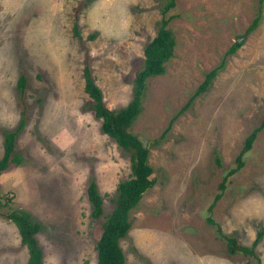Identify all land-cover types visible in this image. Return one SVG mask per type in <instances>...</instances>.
I'll return each mask as SVG.
<instances>
[{"label": "rangeland", "instance_id": "obj_1", "mask_svg": "<svg viewBox=\"0 0 264 264\" xmlns=\"http://www.w3.org/2000/svg\"><path fill=\"white\" fill-rule=\"evenodd\" d=\"M174 2L165 15L173 57L164 74L147 79L142 111L129 129L145 140L155 183L129 214L119 241L125 264H264V129L208 211L264 116V0ZM161 4L0 0V157L3 131L25 120L15 147L22 163L0 175V264L27 261L15 225L5 219L12 211L27 212L40 225L44 264L96 263L100 225L118 184L131 176V154L102 133L83 90V68L89 66L109 110L125 107ZM235 43L240 46L228 54ZM218 66L207 91L186 107ZM91 183L103 203L97 220L87 198ZM208 216L239 245L251 247L258 238L256 258L228 254Z\"/></svg>", "mask_w": 264, "mask_h": 264}, {"label": "trees", "instance_id": "obj_2", "mask_svg": "<svg viewBox=\"0 0 264 264\" xmlns=\"http://www.w3.org/2000/svg\"><path fill=\"white\" fill-rule=\"evenodd\" d=\"M157 1L162 3V17L158 22L156 35L143 49L142 66L135 74L132 82V99L125 107L116 111L109 110L104 104L103 94L96 86L87 64L82 72L84 79L83 90L91 100L94 116L101 120L102 133L113 139L118 147L131 154V176L129 179L118 184L113 208L103 217V222L100 225L101 234L95 243L97 253L95 264H125L124 254L120 248L119 241L130 228V212L137 207L143 194L152 188L155 183V179L152 177L153 170L147 164L148 150L142 148L137 137L132 135L129 129L142 111V101L146 90L147 79L164 74L165 64L173 57L175 38L173 33L167 28L170 17L167 18L165 15L175 6V2L174 0ZM262 1L260 0V2ZM258 21L259 15L253 20L247 32L253 30L257 26ZM73 33L76 38H80L75 24L73 25ZM239 46L235 43L229 49L228 54L234 53ZM220 69L221 66H218L205 75L201 85L186 103V107H189L197 96L207 91ZM25 86L26 78L21 75L17 81V89L21 96L25 91ZM24 122L25 120L22 116L14 131H3V152L0 157V175L11 164L19 166L22 163V158L16 152L15 147L17 136L23 128ZM170 126L171 123L166 130H169ZM263 129L264 116L260 124L253 128L244 139L242 149L236 157V166L225 174L223 181L218 186L220 193L214 197L213 202L209 206L208 211L210 213L222 197L221 195L225 190V181L244 166V155L251 150L257 135ZM87 198L91 205V217L95 220L99 219L103 213V203L94 183H91L87 188ZM7 201H10V199ZM5 219L15 225L20 242L26 248V264H44L42 250L36 239V235L40 231V225L32 219L29 213L24 211H12L5 215ZM207 223L215 227L218 238L226 245L228 254H242L256 258L254 247L257 244L258 238L253 241L251 247L239 245L235 237L224 235L219 225L209 216L207 217ZM256 260L258 261V259Z\"/></svg>", "mask_w": 264, "mask_h": 264}, {"label": "water", "instance_id": "obj_3", "mask_svg": "<svg viewBox=\"0 0 264 264\" xmlns=\"http://www.w3.org/2000/svg\"><path fill=\"white\" fill-rule=\"evenodd\" d=\"M242 40H243V37L239 38V39L237 40V43H238V44H241V43H242ZM137 140L140 142V144L142 145V148H143V149H147V146H146L145 140H144L143 138H141V137H137Z\"/></svg>", "mask_w": 264, "mask_h": 264}]
</instances>
